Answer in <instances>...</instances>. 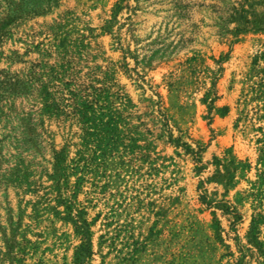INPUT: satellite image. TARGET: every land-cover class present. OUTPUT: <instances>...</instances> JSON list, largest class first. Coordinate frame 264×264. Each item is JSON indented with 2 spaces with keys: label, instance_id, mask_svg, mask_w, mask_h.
<instances>
[{
  "label": "rangeland",
  "instance_id": "obj_1",
  "mask_svg": "<svg viewBox=\"0 0 264 264\" xmlns=\"http://www.w3.org/2000/svg\"><path fill=\"white\" fill-rule=\"evenodd\" d=\"M0 264H264V0H0Z\"/></svg>",
  "mask_w": 264,
  "mask_h": 264
},
{
  "label": "trees",
  "instance_id": "obj_2",
  "mask_svg": "<svg viewBox=\"0 0 264 264\" xmlns=\"http://www.w3.org/2000/svg\"><path fill=\"white\" fill-rule=\"evenodd\" d=\"M112 118H114V116Z\"/></svg>",
  "mask_w": 264,
  "mask_h": 264
}]
</instances>
